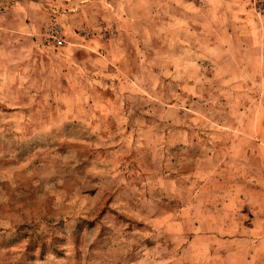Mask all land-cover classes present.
Wrapping results in <instances>:
<instances>
[{
  "label": "rangeland",
  "instance_id": "374dc122",
  "mask_svg": "<svg viewBox=\"0 0 264 264\" xmlns=\"http://www.w3.org/2000/svg\"><path fill=\"white\" fill-rule=\"evenodd\" d=\"M0 264H264V0H0Z\"/></svg>",
  "mask_w": 264,
  "mask_h": 264
},
{
  "label": "built area",
  "instance_id": "2783aa9c",
  "mask_svg": "<svg viewBox=\"0 0 264 264\" xmlns=\"http://www.w3.org/2000/svg\"><path fill=\"white\" fill-rule=\"evenodd\" d=\"M56 43H57L58 45H61L62 42H61L60 40H58Z\"/></svg>",
  "mask_w": 264,
  "mask_h": 264
}]
</instances>
